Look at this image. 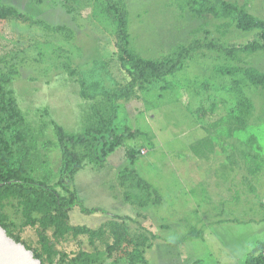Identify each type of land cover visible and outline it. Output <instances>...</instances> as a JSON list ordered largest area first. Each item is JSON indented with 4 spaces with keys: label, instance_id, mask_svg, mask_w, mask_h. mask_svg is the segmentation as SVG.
I'll use <instances>...</instances> for the list:
<instances>
[{
    "label": "rangeland",
    "instance_id": "rangeland-1",
    "mask_svg": "<svg viewBox=\"0 0 264 264\" xmlns=\"http://www.w3.org/2000/svg\"><path fill=\"white\" fill-rule=\"evenodd\" d=\"M123 1L129 13L125 34L102 0H5L41 21L0 20V59L6 57L0 61V78L8 80L6 70L16 64L17 73L7 87L14 90L29 125L34 130L43 125L34 156L49 162L55 183L62 151L52 122L79 133L98 117L103 119L99 112L107 113L112 93L131 82L121 68L117 45L122 39L135 53L153 59L164 58L177 45L193 47L179 71L158 82L135 83L133 97L119 103L118 133L124 135L127 125L135 134L103 165L87 162L73 176L82 206L69 213L70 223L96 229L117 216L132 217L117 218L119 231L124 222L137 234L144 226L148 236L156 235L135 264H252L249 254L264 243V88L242 84L244 92L238 94L233 91L235 77L224 74L223 67L256 66L264 71V50L242 53L236 61L232 56L217 58L207 45H245L260 29L242 30L237 11H204L201 0ZM224 1L264 22V0ZM212 2L218 6L220 0ZM84 88L94 97L82 96ZM241 96L252 103L248 128L229 136L224 131L235 127L231 113ZM201 106L211 109L200 117ZM43 108L48 115L37 111ZM202 138L207 142L193 148ZM132 148L141 149L133 158ZM133 167L153 187L146 206L135 198L140 193L146 200L148 194L140 191L144 188L138 177H121ZM33 176L42 178L38 172ZM153 189L161 197L155 204ZM82 207L100 211L84 212ZM24 231L27 235L30 228ZM179 238L182 241L173 245ZM84 247L93 253L92 247ZM100 249L97 260L116 264L104 246Z\"/></svg>",
    "mask_w": 264,
    "mask_h": 264
},
{
    "label": "trees",
    "instance_id": "trees-1",
    "mask_svg": "<svg viewBox=\"0 0 264 264\" xmlns=\"http://www.w3.org/2000/svg\"><path fill=\"white\" fill-rule=\"evenodd\" d=\"M102 1L106 6V11L114 14L117 19L121 33L125 34L129 13L124 1ZM201 6H203L202 9L206 7L204 11L209 10L216 14L219 8L227 15L237 11V26L239 28L242 30L260 29L257 37L245 45L228 46L214 43L207 45L210 50L216 51L217 58L220 55H225L227 57L232 56L233 60L241 61L242 53L264 50V22L258 20L257 17L239 7L238 4L224 0H220L218 6L213 4L212 0H201ZM16 19L29 20L33 24H40L41 22L39 19L31 20L25 12H22L16 6L6 3L5 0H0V20L11 21ZM198 45L200 46V44ZM117 46L121 68L131 77V82L122 90L112 93L109 97L110 107H108L107 113L102 114L101 110L99 112V116H103V119L100 120L98 117L95 122L89 123L84 131L79 133H68L56 121L52 122L55 126L58 146L62 151V163L58 171V180L55 183L51 182L54 171L49 162L34 156L38 147L39 132L43 130V125H40V130H34L29 125L25 112L19 106L14 90L7 87L8 81L12 80L11 76L17 73L16 64L9 65L7 68L6 75L10 77L8 80L5 77L4 80L0 78V224L6 229L10 237L22 242L28 249L33 251L35 257L40 259L42 264H78L82 259L85 264H104L101 260L96 259L102 257L100 246L105 247L104 253L113 258L116 264H135L143 259L145 249L150 247L151 239L156 236L154 232H151V235L148 236L149 231L147 232L144 226L142 227L143 232L137 234L124 222L120 223L123 225L119 231L118 223L115 221L119 219L127 221L125 218H129L131 221L132 217L117 216L119 219L116 218L115 221L107 220L110 222L102 223L96 229L70 223L72 209L75 206H82L78 199L77 189L72 185L73 176L87 162L95 163L96 166L103 165L104 160L108 158L111 152L125 144L127 138L133 137L135 134L127 125H124V135L118 133L119 126L116 124V116L119 103L133 97L135 83L138 82V85H143L146 82H158L168 74H175L186 65L194 50L193 47L181 44L177 45L164 58L153 59L143 57L132 51L124 39ZM203 46L206 47L205 44ZM0 61H6V57H2ZM223 71L224 74L229 73L235 77L232 84L233 91L238 94L244 92L240 86L242 84L264 88V71L256 66H225ZM81 94L85 98L94 97L85 88L82 89ZM235 105L236 107L232 109L231 113L235 118V127L227 128L224 131L229 136L238 135V132L248 128L247 119L252 110L251 101L242 96ZM209 109L211 108L201 106L197 110L201 113L199 116L207 114ZM37 111L44 112L45 115L49 114L46 108ZM253 139L257 140L256 137H253ZM206 142L207 139L202 138L193 148L198 149L201 144ZM246 142L253 145V140H246ZM214 149L215 147L210 153H213ZM129 152L133 155V158L135 153L141 152V149L138 148V151H136L132 148ZM202 152L198 153L203 155ZM254 159H258V157L255 156ZM133 165L134 160H132ZM35 172H38L42 178L33 176ZM133 176L138 177L139 186L144 188L140 191L148 192L145 195L146 200H142L140 193L135 196L136 199L138 198L140 205L146 206L150 203L149 199L152 196L150 190L153 187L139 175L135 167L128 169L127 172L125 170L121 172L123 181ZM59 187H62L64 191L66 190L64 194ZM153 193L156 194L155 204L160 201L161 197L157 190ZM131 196L129 194L127 200ZM82 209L84 212L99 210L84 207ZM11 214H14V216ZM25 227L30 228L27 235H24L27 232L24 230H28ZM197 233L199 232L193 231L192 235ZM85 236L87 239L83 238ZM179 241L182 240L179 238L178 241H173L174 244H172L176 246ZM85 245L92 247L93 253H90L92 251L86 249ZM67 248L71 250H67ZM96 252H100L98 257L94 256ZM249 256L250 263L264 264V243L255 247ZM200 262L198 261V264Z\"/></svg>",
    "mask_w": 264,
    "mask_h": 264
},
{
    "label": "water",
    "instance_id": "water-1",
    "mask_svg": "<svg viewBox=\"0 0 264 264\" xmlns=\"http://www.w3.org/2000/svg\"><path fill=\"white\" fill-rule=\"evenodd\" d=\"M0 264H42L33 251L10 237L0 224Z\"/></svg>",
    "mask_w": 264,
    "mask_h": 264
}]
</instances>
